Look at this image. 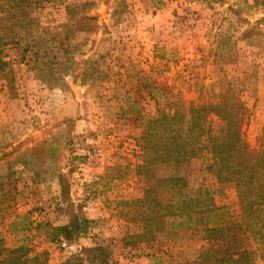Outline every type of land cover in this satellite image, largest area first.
<instances>
[{"label": "rangeland", "instance_id": "rangeland-1", "mask_svg": "<svg viewBox=\"0 0 264 264\" xmlns=\"http://www.w3.org/2000/svg\"><path fill=\"white\" fill-rule=\"evenodd\" d=\"M75 2H90L75 18L97 17L86 24L97 31L74 27ZM35 16L49 30L34 33L41 61L21 62L11 45L0 73V248L26 245L38 257L28 264H73L93 246L109 248V264H197L209 248L200 228L154 237L133 219L145 191L170 174L153 168L147 181L137 166L159 111L178 98H241L245 138L264 144V0H50ZM203 168L192 158L180 174L239 214L235 184ZM74 216L87 231L51 241L48 226Z\"/></svg>", "mask_w": 264, "mask_h": 264}, {"label": "trees", "instance_id": "trees-1", "mask_svg": "<svg viewBox=\"0 0 264 264\" xmlns=\"http://www.w3.org/2000/svg\"><path fill=\"white\" fill-rule=\"evenodd\" d=\"M48 2L0 0V73L11 66L5 52L11 45L18 46L21 62L35 59L39 64L40 53L33 49L40 46L42 39L34 33L49 30L41 27L35 13ZM88 4L68 5L70 20ZM95 20L97 17L75 18L74 27L78 32L97 31V27L86 26ZM29 38L33 45L29 42L22 46V41ZM39 71L42 77L43 71ZM248 113L245 102L228 92L212 102L173 99L168 109L159 111L156 141L145 145L144 164L137 166L139 173L144 170L147 181L157 178L150 175L153 168L170 174L157 178V186L145 191L144 197L136 202L141 206L135 208L133 219L145 221L154 237L169 235L182 227L200 228L209 248L202 252L197 264H255L256 261L264 264V144L260 143L257 149L248 144L244 132ZM211 114L218 118L215 125L209 120ZM197 157L218 184H235L239 214L227 212L216 204L209 190L191 187L180 174L183 165ZM2 207L0 204V212ZM87 226L74 216L69 225L48 226L50 239L63 237L71 241L75 235L85 233ZM0 253V264H28L38 259L31 257L24 244L12 249L0 248ZM110 257L109 248L93 246L83 248L73 264H109Z\"/></svg>", "mask_w": 264, "mask_h": 264}]
</instances>
